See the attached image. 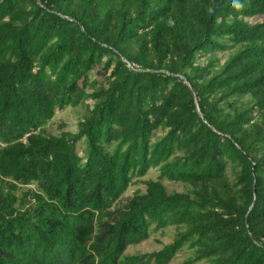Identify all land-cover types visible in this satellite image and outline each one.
<instances>
[{"label":"trees","instance_id":"1","mask_svg":"<svg viewBox=\"0 0 264 264\" xmlns=\"http://www.w3.org/2000/svg\"><path fill=\"white\" fill-rule=\"evenodd\" d=\"M69 107L77 131L50 134ZM185 248L264 264V0H0V264Z\"/></svg>","mask_w":264,"mask_h":264},{"label":"rangeland","instance_id":"2","mask_svg":"<svg viewBox=\"0 0 264 264\" xmlns=\"http://www.w3.org/2000/svg\"><path fill=\"white\" fill-rule=\"evenodd\" d=\"M226 59V56H223L222 61ZM85 113L83 107L78 108H66L63 111H58L54 119L48 124L47 131L53 135H59L63 131H69L75 133L77 131L78 119ZM158 172L151 171L149 175L142 179L135 181L128 192L125 195V199L130 198L136 191H144L145 185L144 181L149 179H157ZM165 186L168 191L171 192H182L184 190L182 185L170 183L164 181ZM175 229L173 227L159 232L152 233L149 240L143 242L142 244L136 246H130L126 252V255H135V254H145L159 251L163 248L164 245L171 243L175 238ZM192 256V253L189 249L185 248L178 256L172 261L171 264H185L188 259ZM206 264V263H199Z\"/></svg>","mask_w":264,"mask_h":264}]
</instances>
